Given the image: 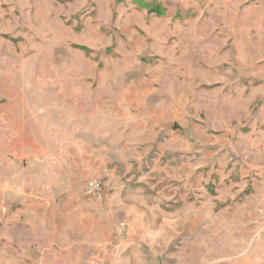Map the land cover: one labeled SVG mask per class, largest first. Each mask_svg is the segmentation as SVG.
<instances>
[{
	"label": "rangeland",
	"instance_id": "374dc122",
	"mask_svg": "<svg viewBox=\"0 0 264 264\" xmlns=\"http://www.w3.org/2000/svg\"><path fill=\"white\" fill-rule=\"evenodd\" d=\"M157 3L0 0V264H264V0Z\"/></svg>",
	"mask_w": 264,
	"mask_h": 264
},
{
	"label": "crops",
	"instance_id": "0c3cea01",
	"mask_svg": "<svg viewBox=\"0 0 264 264\" xmlns=\"http://www.w3.org/2000/svg\"><path fill=\"white\" fill-rule=\"evenodd\" d=\"M26 212L29 213V219H32L35 222L33 229H29V236L34 237H44L47 236L49 238L53 237V230L55 229V224L50 220H46V218L39 216V209L36 207H26L24 208ZM16 226L12 224L11 231L15 232ZM15 236L17 237L18 234ZM19 237H23V234H19Z\"/></svg>",
	"mask_w": 264,
	"mask_h": 264
},
{
	"label": "trees",
	"instance_id": "16d2710c",
	"mask_svg": "<svg viewBox=\"0 0 264 264\" xmlns=\"http://www.w3.org/2000/svg\"><path fill=\"white\" fill-rule=\"evenodd\" d=\"M139 8L146 9L147 12L154 13L156 15H162L164 13V8L161 7L157 0H131ZM83 50L87 51L85 48L81 47Z\"/></svg>",
	"mask_w": 264,
	"mask_h": 264
},
{
	"label": "built area",
	"instance_id": "2783aa9c",
	"mask_svg": "<svg viewBox=\"0 0 264 264\" xmlns=\"http://www.w3.org/2000/svg\"><path fill=\"white\" fill-rule=\"evenodd\" d=\"M100 187V182L96 180H90L86 186L87 193H91Z\"/></svg>",
	"mask_w": 264,
	"mask_h": 264
}]
</instances>
